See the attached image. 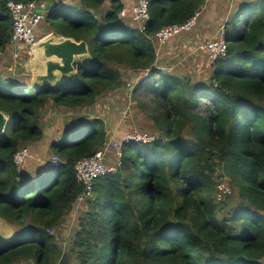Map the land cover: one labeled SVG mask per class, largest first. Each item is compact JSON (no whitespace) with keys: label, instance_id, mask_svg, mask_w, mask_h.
I'll return each instance as SVG.
<instances>
[{"label":"trees","instance_id":"trees-1","mask_svg":"<svg viewBox=\"0 0 264 264\" xmlns=\"http://www.w3.org/2000/svg\"><path fill=\"white\" fill-rule=\"evenodd\" d=\"M7 1L0 0V51L12 30ZM62 1L43 21L55 35L86 42L89 56L75 61L74 74L40 87L14 70L0 72V111L9 118L0 134V218L18 226L0 237V264H264V0L237 3L238 15L224 25V57L210 61L194 51L204 37L189 44L208 58L204 79L182 51L160 58L155 33L185 22L206 0H148L144 23L131 15L138 0ZM134 77L133 92L149 91L156 104L158 135L139 132L153 140H109L106 119L75 115ZM200 101L205 114L193 111ZM47 106L75 116L48 128ZM108 141L118 143L106 149L113 169L93 181L65 252L54 228L83 191L74 163ZM37 143L48 145L56 166L14 161L24 147L38 157ZM222 178L233 196L217 198Z\"/></svg>","mask_w":264,"mask_h":264},{"label":"rangeland","instance_id":"rangeland-1","mask_svg":"<svg viewBox=\"0 0 264 264\" xmlns=\"http://www.w3.org/2000/svg\"><path fill=\"white\" fill-rule=\"evenodd\" d=\"M237 15L238 14H236L235 10H232L229 18ZM45 23V21H42L39 24V27H42ZM183 32L181 33H183V35L185 36L190 34V32L188 31ZM166 44L167 42L161 43L159 40H155V47L157 51L160 50L161 52H171L172 54H176L179 51L172 45H170L168 49ZM15 45L20 46V43H15ZM190 45H193V42ZM182 52L187 55L184 58V62H186L187 66L194 64V66L191 68L192 72L196 71L198 73L197 78L201 76L199 79H204L206 76V68L208 67V64L204 62L207 61V56H204L203 54L196 55L190 48H188L186 52ZM31 56L32 54L29 46H21V48L16 49L15 47L11 48L7 45L4 50L0 51V72L4 74L6 70H14L16 73L17 71H19L24 78H29L30 82L32 72L27 73L21 71L22 68L25 67V63L28 61V58H30ZM198 59L199 61L197 62ZM189 60L190 62H188ZM180 70H178V72H180ZM191 70L188 69V71L190 72ZM121 72L123 76H129L131 74L128 70L126 71L122 68ZM139 78L140 77H134L131 82H129L130 80H126L128 81L127 83L132 84L134 88L131 92V95L128 94L129 90L127 89V83L124 81V84L126 83V85H124V87L117 92L111 93L106 96L104 98L105 101L94 104L91 107L84 108V111L77 112L75 115H96L100 116L103 119H106L111 124V135L109 136V140L115 139V136L117 134H120L119 137L123 139L126 135H131L141 131L153 133L157 136L158 134L155 128V121L152 119V116L156 115L154 110V108H156V104L152 101L153 95L143 88L136 90V93L133 92L138 86L137 80ZM114 100L115 102H113ZM205 107L206 102L200 101V103L193 111L200 114H205ZM68 112L69 115L75 116L74 113L65 108L47 106L42 110L43 125L48 126V128H57L58 126H62L64 122H66V117L69 116ZM113 118H116L117 121H115ZM47 146L46 143H37L31 145V148L35 151H40L42 149V151L38 152V157H34L33 154H31V157H29L34 159L29 161L30 163H32V166H35L37 164H44L45 162L50 161V159L52 158V154L49 150L47 151ZM108 156L110 157V162L115 161L116 158L112 152H109ZM225 182H228V180L226 178H222L217 185L218 189L221 190V193H232L230 196H233L234 190L231 192L230 189L229 191V188L227 187V184ZM219 193H217V198H220L222 196V194L220 193L219 197ZM82 208V203H77V205L74 206V209L70 213H67L65 215V219L62 220V222L58 224L56 228H54L55 232H57V237L60 240V245L65 249V252L67 251V238H69L74 233L75 228L77 227L78 210H81ZM10 226L11 228L13 227L14 230L18 229L17 225L12 224ZM55 232L53 230L52 234L56 235ZM1 234L3 233L0 229V237H2Z\"/></svg>","mask_w":264,"mask_h":264},{"label":"built area","instance_id":"built-area-1","mask_svg":"<svg viewBox=\"0 0 264 264\" xmlns=\"http://www.w3.org/2000/svg\"><path fill=\"white\" fill-rule=\"evenodd\" d=\"M6 6L12 18V30L8 46L18 49L21 48V46L30 47L31 45L35 44L40 39V37H38L39 34L37 31L39 24L45 19V12L41 11L44 7V4L39 3L37 0L28 2L8 0ZM120 14L124 15L125 10L122 9ZM131 15L135 21L144 23V21L148 18V0H138V3L132 8ZM197 15L198 12H196L185 22L173 23L163 26L155 33L156 39L161 43H165L170 38L180 34L183 31H191L196 25ZM224 25L225 22L218 27L216 32L199 40L196 43L194 51L205 52L208 55L210 61L224 57L227 52V43L223 37ZM15 43H20V46L15 45ZM127 89L129 90L128 94L130 95L133 90L132 84L127 83ZM154 138L155 136L153 135L136 132L131 135H126L124 140L149 142ZM117 144V142H114L113 145H110V141H108L104 145V149L96 151L92 156L78 159L74 163L76 177L83 184V191L77 197V203H81L85 198L90 196L92 191V183L98 176L113 169V166L105 165L104 161L106 160V149L117 146ZM28 157H30V152L26 147H24L15 153L14 161L17 164H21ZM57 160V156L52 155L49 163H52L54 166H56L58 163ZM220 193L218 195L219 197Z\"/></svg>","mask_w":264,"mask_h":264},{"label":"water","instance_id":"water-1","mask_svg":"<svg viewBox=\"0 0 264 264\" xmlns=\"http://www.w3.org/2000/svg\"><path fill=\"white\" fill-rule=\"evenodd\" d=\"M41 11L61 9L62 0L44 2ZM32 56L28 58L21 72H32L30 83L40 87L62 84L67 81L75 71L74 63L78 59L89 56L88 47L84 40L76 41L72 37L49 33L30 46ZM17 73L20 74L19 71ZM8 116L0 111V134L5 130ZM49 165L54 166L52 163ZM4 219L0 218V229L3 238L14 232Z\"/></svg>","mask_w":264,"mask_h":264},{"label":"crops","instance_id":"crops-1","mask_svg":"<svg viewBox=\"0 0 264 264\" xmlns=\"http://www.w3.org/2000/svg\"><path fill=\"white\" fill-rule=\"evenodd\" d=\"M48 1L52 2V0H48ZM66 1H71V0H66ZM240 1L241 0H206L202 9L198 11L195 27L191 31H188L190 32V34L187 36L183 34L178 36L179 41L177 42V44L172 45L179 50L177 53H180L181 51L186 52L187 49L189 48V44H191L194 41H197L198 38H203V37L205 38L211 35L213 32H215L222 23H224L227 19H229L232 10L235 9V6ZM46 28H47L46 24H44L42 27H38L37 31L40 38L51 33ZM169 46L170 44L167 45L168 49ZM178 46H181L182 49H180ZM157 53L158 55L160 54L159 57L160 56L163 57L166 53L169 55H174L171 52H161L160 50H158Z\"/></svg>","mask_w":264,"mask_h":264},{"label":"clouds","instance_id":"clouds-1","mask_svg":"<svg viewBox=\"0 0 264 264\" xmlns=\"http://www.w3.org/2000/svg\"><path fill=\"white\" fill-rule=\"evenodd\" d=\"M134 89V88H133Z\"/></svg>","mask_w":264,"mask_h":264}]
</instances>
